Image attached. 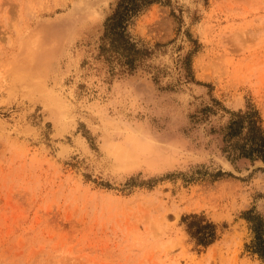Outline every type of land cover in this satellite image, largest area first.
<instances>
[{"label":"rangeland","instance_id":"rangeland-1","mask_svg":"<svg viewBox=\"0 0 264 264\" xmlns=\"http://www.w3.org/2000/svg\"><path fill=\"white\" fill-rule=\"evenodd\" d=\"M117 3L0 0V264H264V0Z\"/></svg>","mask_w":264,"mask_h":264},{"label":"trees","instance_id":"trees-1","mask_svg":"<svg viewBox=\"0 0 264 264\" xmlns=\"http://www.w3.org/2000/svg\"><path fill=\"white\" fill-rule=\"evenodd\" d=\"M160 0H118L115 12L108 20L106 33L113 36L114 41L122 47H130L128 41L129 35L126 30V24L139 14L144 8L157 3ZM260 117L255 111L240 112L231 122L228 130L229 137H240L242 145L240 147L241 155L246 158L257 157L264 160V129L259 125ZM188 224L190 234L197 239L199 244L204 246L214 242L216 225L212 223L204 224V220L197 216L190 217ZM261 240L260 237H258ZM264 242L260 241L257 252L264 256Z\"/></svg>","mask_w":264,"mask_h":264}]
</instances>
